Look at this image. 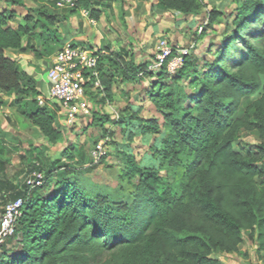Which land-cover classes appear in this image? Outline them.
Masks as SVG:
<instances>
[{"label": "trees", "instance_id": "1", "mask_svg": "<svg viewBox=\"0 0 264 264\" xmlns=\"http://www.w3.org/2000/svg\"><path fill=\"white\" fill-rule=\"evenodd\" d=\"M27 1L35 6L28 7ZM74 1L75 7L58 9L54 1L0 0L7 5L0 6V94L14 95L16 112L53 144L62 137L56 115L49 106L37 104L35 79L6 50L26 51L22 42L27 37L41 42L38 55L55 53L62 44L55 28L59 15L66 18L85 9L98 21L103 9L121 2ZM156 1L159 13L194 15L203 6V0ZM24 9L27 12L20 15ZM220 16V11L211 10L208 26L219 23ZM258 20L261 26L249 35L258 44L247 41L246 52L239 61H234L238 55L232 58L231 68L222 64L225 41L219 59L205 62L204 71L191 69L192 60L185 55L173 75L165 63L149 69L150 61L137 62L131 48L99 47V86L86 90L92 101L105 105L112 101L116 83L156 76L145 95L161 119L140 116V107H125L115 119L91 112L87 127L98 126L100 138L113 135L104 127L110 121L121 130L128 125L133 136L142 138L163 130L152 149L158 168L139 164L125 145L119 176L125 183L89 188L78 177L87 161L82 146L77 166L35 157L33 166L43 180L34 187L23 181L11 197H21L23 204L14 233L0 242V264H96L105 254L108 258L100 264H226L218 255L239 253L245 232L264 257V3L250 0L240 5L230 37L237 38L240 28ZM187 77L191 93L180 85ZM6 103L0 96V108ZM242 133L255 135L259 143L242 144ZM75 152L65 149V160L73 159Z\"/></svg>", "mask_w": 264, "mask_h": 264}, {"label": "rangeland", "instance_id": "2", "mask_svg": "<svg viewBox=\"0 0 264 264\" xmlns=\"http://www.w3.org/2000/svg\"><path fill=\"white\" fill-rule=\"evenodd\" d=\"M258 1L264 3V0ZM244 2L249 4L250 0H203V6L197 14L185 16L174 11L159 13L154 8V10L146 15V25L140 26V24L138 25L134 22H129V26H127L125 25V22H123L122 30L117 34V37L121 42L119 38L122 36L123 43L131 48L137 61H150L152 65L155 56L158 54L161 41H165V44L173 52V57L172 59L170 58V60L171 62H174L168 67L170 72L166 67L167 72L171 75L175 74L176 71L182 67L183 62L176 66L174 63L180 61L179 59L181 56L184 57L185 55L192 60L191 69L196 67L197 70L204 71L205 68H203V66H205V62L219 59L217 53L221 43H224L225 41L224 45L227 44V47L225 46L221 52V57H223L222 62H224L222 64L226 68H231L234 61H239L246 52L248 48L247 41L253 44H258L259 41L258 39L249 37V35L255 33V30L261 26L260 20L244 25L240 28L237 32V38L233 39L230 37L232 36L235 27L232 24V19L235 16L238 7ZM120 4L122 5V3ZM211 10L220 11L221 16L219 17V23H214L213 26L209 27L208 14ZM21 12L24 14L27 10L24 9L21 10L20 13ZM156 17H160L166 27H156L151 31L149 23L154 25L153 21ZM17 20L18 19H15V21ZM116 25L119 26L118 23H116ZM236 55L238 56L236 57ZM234 57H236L235 60L232 59ZM155 79L156 76L152 80H150L149 77H145L138 83H116L113 87L112 101L105 105L96 104L92 101L91 95L86 92V96L92 105V113L96 112L100 116L109 115L110 119H115L117 113L125 107H129L131 110H136L140 107V116L145 118L156 116L161 119L160 114L155 111L152 103L145 95V89L148 88L150 82L155 81ZM164 81L168 82L169 80L166 78ZM189 83L190 77H187L180 82V85L187 93H191L192 90V88L189 87ZM87 90L92 92L95 89L90 88ZM89 121H91V119H89ZM57 125L59 128L61 127L58 118ZM89 127H87L86 121H80L70 128V135L67 136V134L65 135L61 131V144H59L56 154L51 156V158H48L49 161L59 159L64 161V163H69V165L77 166V161L82 159L77 153V150L82 146L85 150L87 161L78 177L85 187L90 188V186L95 185H107L115 188L125 183L119 178L120 171L124 167L122 151L125 148V145L130 146V151L133 153L139 164L142 166L147 165L158 168V162L155 161L152 156V149L159 144V141L164 136L165 132L163 130L160 134H154L150 135L148 138H142L140 135L133 136L134 134L130 132L128 125L124 130H121L120 126L115 125L110 121L106 122L104 127L108 131L113 132V135L111 137L100 138V128L98 126ZM239 141L242 144L247 145H255L259 143L255 135L247 133H242ZM99 142L103 145L102 154L106 155L105 161L102 163H97L98 159L94 160L93 156L96 144ZM234 147L237 149V142L234 144ZM65 149H73L76 151L74 154L75 157L70 160H65ZM39 154L41 155L32 154V157H34V159L37 157L38 160L43 162L45 159L43 152H40ZM160 175L165 176L164 170L160 171ZM89 191L90 190H87L86 192ZM1 211L2 210L0 209V216L2 214ZM244 237L251 239L248 232L244 233ZM10 243H8V246H10ZM16 250L17 249L14 248V251ZM218 257L223 261L226 260L224 254H219ZM107 258V254H105L96 264L102 263ZM262 264L264 263L262 262Z\"/></svg>", "mask_w": 264, "mask_h": 264}, {"label": "crops", "instance_id": "3", "mask_svg": "<svg viewBox=\"0 0 264 264\" xmlns=\"http://www.w3.org/2000/svg\"><path fill=\"white\" fill-rule=\"evenodd\" d=\"M113 2L110 8H105L98 21L91 22V19L83 15L81 10L68 17L59 15L55 24L57 36L61 39L60 48L65 45H87L101 47L108 45L112 50L122 48L129 49L122 41V36L118 40L117 34L122 30V18L125 25L129 22L146 25V15L154 10L156 0H120ZM28 7L35 4L27 1ZM122 3V5L120 4ZM1 8L7 7L1 3ZM23 12L20 13V15ZM166 14V13H165ZM180 14V13H178ZM19 15V16H20ZM185 16L183 14H180ZM13 22L16 25L20 21ZM163 19V18H162ZM158 21V22H157ZM150 22V21H149ZM148 22V23H149ZM118 23L119 26L116 25ZM149 23L151 31L154 28L166 27L160 17ZM120 28V29H119ZM116 36V37H115ZM22 45L28 46L26 51L7 49L6 55L16 60L19 65L30 74L36 81L39 94H44L48 89L47 70L51 63L52 54L38 55L42 51L41 42L37 38L28 39L24 37ZM35 50L37 52H35ZM37 53V54H36ZM137 61V60H136ZM139 62V61H137ZM7 103L0 108V209L2 202L11 199L22 186L24 179L36 170L32 154L43 152L45 163L48 158L55 155L59 144L49 142L39 129L32 125L27 119L16 112V105L13 104L14 95L0 94ZM90 128V127H89ZM60 130L67 136L70 135V128L61 124ZM33 155V156H34ZM2 212V211H1ZM226 264H262L264 257L257 251L255 239L244 237L240 252L226 256Z\"/></svg>", "mask_w": 264, "mask_h": 264}, {"label": "built area", "instance_id": "4", "mask_svg": "<svg viewBox=\"0 0 264 264\" xmlns=\"http://www.w3.org/2000/svg\"><path fill=\"white\" fill-rule=\"evenodd\" d=\"M54 1L58 9L75 7L74 0H45ZM83 15L88 16L85 9H81ZM91 22H94L91 19ZM99 48L87 45H65L55 53L51 58L50 66L47 70L48 89L44 94L36 96L39 106H49L54 111L59 122L66 127H73L80 121L90 119L92 105L86 96V85L91 83L90 88L99 86L97 78V51ZM184 54V53H183ZM173 52L161 41L158 54L155 56L153 65L149 69L156 68L165 63L167 70L171 62ZM174 65L183 62V57ZM89 88V89H90ZM103 153L101 142L96 144L94 150V160L99 159ZM43 174L38 169L31 172L24 182L29 187L41 185ZM1 201V198H0ZM23 204L21 197L7 199L2 202V214L0 216V242L14 233L16 219L20 214Z\"/></svg>", "mask_w": 264, "mask_h": 264}]
</instances>
